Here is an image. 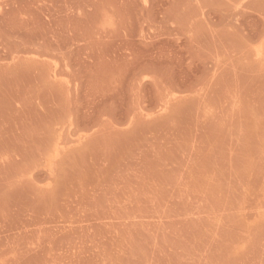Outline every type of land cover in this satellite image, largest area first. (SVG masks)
Wrapping results in <instances>:
<instances>
[{
    "label": "rangeland",
    "instance_id": "1",
    "mask_svg": "<svg viewBox=\"0 0 264 264\" xmlns=\"http://www.w3.org/2000/svg\"><path fill=\"white\" fill-rule=\"evenodd\" d=\"M0 264H264V0H0Z\"/></svg>",
    "mask_w": 264,
    "mask_h": 264
}]
</instances>
